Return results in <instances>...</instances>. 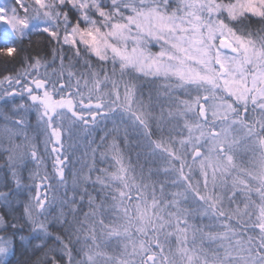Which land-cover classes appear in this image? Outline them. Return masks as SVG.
Here are the masks:
<instances>
[{"label":"snow or ice","instance_id":"1","mask_svg":"<svg viewBox=\"0 0 264 264\" xmlns=\"http://www.w3.org/2000/svg\"><path fill=\"white\" fill-rule=\"evenodd\" d=\"M0 64V264H264V0H0ZM108 122L69 196L65 142ZM40 137L59 200L22 198Z\"/></svg>","mask_w":264,"mask_h":264},{"label":"trees","instance_id":"2","mask_svg":"<svg viewBox=\"0 0 264 264\" xmlns=\"http://www.w3.org/2000/svg\"><path fill=\"white\" fill-rule=\"evenodd\" d=\"M227 2V0H226ZM48 38L46 36H33L32 37V42H31V51L33 54H36L37 52H43V53H48L50 47H55V44L48 45L47 43ZM29 41H25V47H28ZM152 51H159L158 46H153ZM65 52L67 53V49H65ZM70 55V53H67ZM67 63V60L65 61ZM57 62V66H58ZM93 63H95V60H93ZM20 65L17 64L16 68H19ZM80 66L77 65L76 69H73V71H76L79 69ZM12 71V66H5L3 64H0V77H3L4 75H7L8 72ZM43 71V69H41ZM157 85L161 83H165L164 81H157ZM175 96L180 97L181 99H187L188 97L183 96L180 92H175ZM24 101L21 100H16L14 103L19 104ZM161 103L164 104L165 107H167V102L164 101L163 99L161 100ZM12 107V105H4L2 102H0V126L5 125L6 121L3 119V115H11V112L9 109ZM29 121L32 125L35 124V116L30 115L29 116ZM105 127L111 128L112 124L111 122H108L106 124L102 123L99 125V127L96 129L95 132H93L91 137H86L83 133H78L77 136L73 138L72 141H66L65 142V148L67 149V152L69 154V161H67V167L65 168V178L68 181V194L69 196L72 195L71 192V181H72V172H78L80 170H83L84 173H87L88 166L92 164V159H91V150L94 148H97V145L101 144L100 137L103 136L104 134V129ZM31 129H29V134L31 135ZM92 140H95V143H91ZM111 138H109L108 143H110ZM21 139H17L16 143H21ZM35 143L37 144V150L39 152V155L43 157L42 163H37L32 160H26L25 165L21 166L17 171L19 172V178L24 185L29 186V190L26 192V194L22 197L24 200H27L31 195H34L35 192L37 191V188L35 185L40 183V180L37 178L35 181L31 179V175L36 173L39 176L43 175H48L49 176V183L53 185L52 189L48 191L49 197L55 195L58 200L59 198H62L64 195V189L61 188L59 185L56 184V180L52 178V173H53V156L50 154V152H45L44 149V144H43V137L38 138ZM71 143L73 147L68 148V144ZM9 147L8 140H7V134L4 133L2 130H0V166H3L6 157L8 153L4 151L5 148ZM51 147V146H49ZM106 148H99L97 151V164L98 167L104 168V167H110L109 163H99V155L98 153L100 151H105ZM110 159V158H109ZM111 170V168H110ZM98 174V173H93V177ZM5 175V171L3 170L2 167H0V177ZM198 178V177H197ZM9 180V187H14V185L11 184V177H8ZM91 191V189H89ZM255 199V197H253ZM55 207L57 210L61 207L59 202L57 201ZM85 210L86 207H85ZM67 211V209H65ZM51 231H58V229H50ZM208 244H205V247H208ZM212 247H216L215 244L212 245ZM109 251H112V247L110 246ZM119 251V249H117ZM19 255V253H18Z\"/></svg>","mask_w":264,"mask_h":264}]
</instances>
